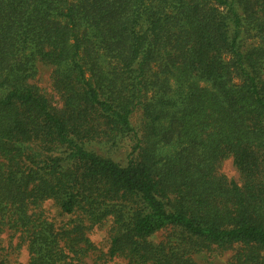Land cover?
<instances>
[{
    "label": "trees",
    "instance_id": "trees-1",
    "mask_svg": "<svg viewBox=\"0 0 264 264\" xmlns=\"http://www.w3.org/2000/svg\"><path fill=\"white\" fill-rule=\"evenodd\" d=\"M128 137L124 165L93 145ZM109 218L98 262L264 264V0H0V234L28 264H85Z\"/></svg>",
    "mask_w": 264,
    "mask_h": 264
},
{
    "label": "rangeland",
    "instance_id": "rangeland-1",
    "mask_svg": "<svg viewBox=\"0 0 264 264\" xmlns=\"http://www.w3.org/2000/svg\"><path fill=\"white\" fill-rule=\"evenodd\" d=\"M52 68L43 64H38L36 67L35 75L30 79V83L37 86L40 91L56 106H61V101L59 96L53 89L52 86ZM201 86H205L206 83H200ZM207 86V85H206ZM132 127L134 131L139 132L142 128L143 120L141 111L137 110L131 119ZM132 136V135H131ZM133 140L131 138H126L119 143L118 146L114 147L107 144L95 143V150L104 155L111 156L114 160L124 165L131 154L133 149ZM135 144V143H134ZM175 148L166 146L162 154H169L174 151ZM219 173L224 175L229 180H234L236 182L240 181V176L236 170L232 157H227L222 161L219 167ZM40 211L43 212L44 218L52 223L56 227H61L72 219L74 216L63 214L58 207L52 201H46L42 204ZM112 220L109 218L101 225L93 226L88 232L87 237L90 242L96 247V251L90 253L85 259V264H127V261L123 258H115L112 260H107L105 263L98 262V257L102 254H106L109 249L110 244V228ZM166 232H160L151 238L152 242H160ZM231 252H226L223 254H207L202 253L193 258L197 264H227V261L231 257ZM0 261L5 264H28L29 263V253L27 250V245L22 242L19 234H14L8 230L0 234Z\"/></svg>",
    "mask_w": 264,
    "mask_h": 264
}]
</instances>
